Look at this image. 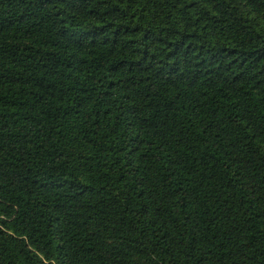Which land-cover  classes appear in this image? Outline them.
<instances>
[{"label": "trees", "instance_id": "1", "mask_svg": "<svg viewBox=\"0 0 264 264\" xmlns=\"http://www.w3.org/2000/svg\"><path fill=\"white\" fill-rule=\"evenodd\" d=\"M0 264H264V0H0Z\"/></svg>", "mask_w": 264, "mask_h": 264}]
</instances>
